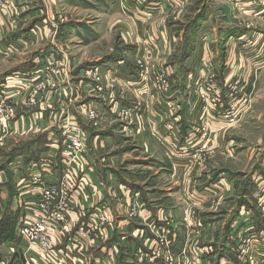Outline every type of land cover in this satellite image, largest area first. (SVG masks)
I'll return each mask as SVG.
<instances>
[{
  "label": "crops",
  "instance_id": "1",
  "mask_svg": "<svg viewBox=\"0 0 264 264\" xmlns=\"http://www.w3.org/2000/svg\"><path fill=\"white\" fill-rule=\"evenodd\" d=\"M88 1L13 0L9 8L0 9V59L9 61L18 57L14 62L17 66L0 78V103L6 102L14 110V117L8 123L0 116V220L5 212L12 213L16 216L17 229L23 218H33V209L39 198L35 183L28 180L39 175L47 181L60 178L64 134L70 126L82 133L87 144L83 158L86 164L77 167L78 189L73 195L74 211L67 216L66 232L55 234L51 251L36 257L38 264H165L166 254L171 256L173 264H239V244L232 231L237 230L235 226H240L241 222L251 219L252 222L243 228L253 226L256 230L252 246L258 264H264V260L259 258L264 259V252L260 253L264 251V234H259L263 225L257 224L260 220L257 199L264 192V132L260 136V147L254 146L250 156L257 161L255 167L257 163L261 166L259 171L256 168L252 171L245 183L249 190L244 194L247 200L242 201L250 205H241V200L236 202L233 223L216 243L213 242L218 235L215 226L199 222L200 218L193 221L195 219L188 213L184 215L190 219L186 222L181 219L180 205L191 212L192 180L187 181V178L184 181L181 174L177 180H172L178 187V199L168 189L159 190L158 198L148 200L138 187L132 184V188L126 181L112 175L109 166L114 165V161L103 156L102 159L94 157L105 151L103 139L110 136L112 127L117 128L114 121L124 120L120 111L128 115L126 123L120 122L124 129L129 120L128 125L132 127L135 123L134 128L139 134H142L139 127H145L147 138H154L157 147L166 151L164 155L168 156L172 144L170 138L175 135L157 122L151 113L153 107L162 109L163 105L155 104L154 83L146 76L140 78L139 59L148 65L150 73L163 70L169 75V101H176L172 102L176 110V116L172 117L176 119L175 128L179 133L175 138L178 144H174L177 145L176 151L180 152L177 154L182 155L185 151L186 155L182 156L185 164H179L187 166L184 172L192 170L187 173L189 178L205 169L210 158L224 163V156L235 157L234 125L217 130L212 124L214 128L211 129L215 131L207 138V150L192 152L193 146L204 141L198 132L196 119L199 103L191 94V84L181 87L179 79L170 71L175 67L170 63L175 43L182 44L185 40L190 44L200 25L210 18L209 10L195 28L191 26L192 33L187 35L182 29L177 31L172 26L179 23L193 0H160L151 17L145 16L147 7L141 6L143 4L125 0ZM211 1H218L222 8L219 15L224 25L219 23L216 24L217 31L214 27L212 29V33L217 32L220 38V46L219 41L207 43L205 36L211 34L203 32L199 38V61L195 62L194 46H183L185 56L180 70L193 73L196 76L194 80L198 77L207 79L212 75L224 91L232 82L239 80V87L244 92L252 91L253 102L262 103L259 109L262 108L263 112H258L256 119L264 124V97L259 92L264 91V17L250 20L235 15L236 12L233 10V13L223 0ZM248 1L251 5V0ZM21 25H28V28L22 30ZM244 43L246 48L241 47ZM28 44L36 55L24 60L31 51L26 50ZM216 55L220 56L215 58ZM208 56L212 57L214 67L202 69L200 62ZM36 59L42 63L41 66H36ZM53 67L59 71L58 75L51 74ZM94 71L99 74V81L92 78ZM95 88L102 90L97 96L91 92ZM31 98L36 100L33 107L29 104ZM222 100L226 104L225 98ZM146 105L151 106L150 113L149 110L146 113ZM254 107L256 109L257 105ZM88 110L95 111V119L87 117ZM78 113L87 119L88 126L78 119ZM252 116L251 113L246 119ZM242 127L248 130V126ZM161 138L164 139L162 142ZM177 138L184 139L185 143L180 145ZM18 139L25 140L17 142ZM11 141L16 144L4 149ZM154 146L151 145L150 151ZM189 154L188 163L186 156ZM178 160L181 161L179 155ZM232 166L239 167L236 164ZM167 167L172 178L175 169L169 164ZM213 168L220 172L212 176L206 172V181L200 184L206 187L214 182L211 185L213 193H220L222 200L232 197L237 175L227 179L222 164L214 162ZM207 195L204 192L195 201L196 204L199 202L198 207L207 202ZM217 196L214 194L210 198ZM224 203L220 202V205ZM133 204L139 208V217H132L129 213ZM256 214H259L258 218ZM102 216L106 218L103 224L99 221ZM89 225L93 227L91 232L86 236L79 234ZM16 247L13 242L0 246L1 264H21L14 257ZM153 250H158L160 255L154 256ZM196 256L199 260L193 261Z\"/></svg>",
  "mask_w": 264,
  "mask_h": 264
},
{
  "label": "rangeland",
  "instance_id": "2",
  "mask_svg": "<svg viewBox=\"0 0 264 264\" xmlns=\"http://www.w3.org/2000/svg\"><path fill=\"white\" fill-rule=\"evenodd\" d=\"M85 1L89 2L88 0H85ZM223 1L228 4L227 6H229L232 9V11L234 10L236 12L235 13L233 11V13H235V15L238 14V15L244 16L245 18L250 19V20L261 19L264 17V0H251V3H250L251 5H249V3L248 4L243 3V4L239 5L240 3L238 0H223ZM201 2H203V3H201ZM216 2L213 3V1H211V0H205V1L193 0L188 5L189 7L187 9V12L182 14L179 23H176L175 26H172V27H175L177 29V31H180V29H182V32L184 34H185V32H187V35H190L192 33L191 32L192 29L190 28V26H192V21L195 19V16L200 14L201 11H202V14H204L206 11L209 10L208 14L210 13V18L208 19L207 22H204L200 25L201 28L199 30H197L195 36L193 37L194 40L189 42L191 44V46H194V48H195V50H194L195 51L194 52L195 59H196L195 62L199 61V54H198L199 44H200L199 38L203 32L211 34V36H205L208 38L207 43H209V44L217 43L220 40V38L217 36V32L212 33L213 27L217 31L216 24L221 23L224 25V21L220 22V15L221 14L219 15V13H221V11H222L221 4L218 3V1H216ZM170 19L173 21L175 20L173 18H170ZM240 23H242V22L240 21ZM196 24H199V21H197ZM27 26L23 27V25H21V29L24 30V29L28 28ZM212 34L214 35V37L212 36ZM215 34H216V36H215ZM220 43L221 42L219 41L218 47L220 46ZM190 44H188V42H185V40L182 42V44H181V42H178L177 44L175 43V50L171 55L172 59L170 61L171 65H175V67H176V70H175V67H172L173 70H170V71H172V73L175 74V76L177 77L176 78L177 80L179 79V82H180L179 85L183 88H186V86H184V84H191L192 85L194 78L196 77L191 72L186 73L185 71L183 72L182 70H180V67L183 66V64L180 61L181 54H183V51H184V50L182 51V47L188 46V45L190 46ZM246 45L247 44L244 43L241 47L246 48ZM30 48H29V44H28V48L26 50H29V51L31 50V51L29 54L25 55L24 60L29 59L30 56H33L35 54V52L32 51L33 49H30ZM218 54H220V48H219ZM219 56L220 55H216L215 58L216 57L218 58ZM16 59H18V57H14L13 59H11L9 61L5 60V58L0 59V78L2 76L5 77L6 76L5 73L10 72L11 69H13L15 66H17V64H14ZM36 60H38V59H36ZM203 62H206V63L209 62L208 66H210L212 68L214 67L213 62H212V57L208 56V57L203 58V60L200 62L201 65ZM147 67H148V65H147ZM148 70L151 71L150 69H148ZM155 78H156V75H154L152 73H149V75H146V79H148V81H151V83H155L154 82ZM162 83H166V85H167L166 90L163 88L159 89L155 85L156 83L153 84L152 89H153V91L157 97L155 104L158 102L159 104L163 105V108L160 109V107H157V108L153 107V111L151 112V109H152L151 106L146 105L145 110H146V113L149 110L148 113L151 112L152 115H154L155 118L157 119V120L156 119L155 120L157 122L162 123L163 126L165 127V129L167 130L166 124L170 121V119L172 122L176 123L175 122L176 119L173 118L171 115H169L170 114L169 112H173L175 114L176 110L174 108H172V110H170L168 108V106H173V104L176 101L175 100L169 101V100H171L170 99L171 94L169 92V86H170L171 80H170L168 74L162 76ZM234 86H235V88H233V92H234L235 101L233 102V104H235V102L239 101V99L242 97V95H246L247 97H249L248 98L249 104H248V106H246V108H244V111L241 114L239 113L238 114L239 116H237L234 113L232 114L233 116H236L239 118V122L234 125V127L236 126L235 128L237 130L235 129L234 133L232 134L233 138H235L233 145L236 148L234 158H226L225 156L224 157L221 156L225 160L224 163H220L221 162L220 159L219 160L216 159L215 161H212V159L210 158L209 160L206 161V166H204L205 169H203L200 172L197 171L196 172L197 176H193V178L191 179V177L189 178V175L187 173L192 172V170L190 172H187V171L184 172L183 169L187 166L184 165L185 167H183L181 164H179L182 162L185 164V162L182 161V159H184L183 155H186V154L184 153L185 152L184 150L182 151V155L177 154L180 152L178 151V149H177V151L175 149L177 147V145H175L174 142L176 144H178V142L175 139L176 136H174V138H172V137L170 138V142H172L171 147L169 146L170 149H168V145L166 144L169 152H167L168 156H165L166 154L164 155V153L166 151L164 152L161 148L157 147V144L154 141V138H152V137L147 138V136L145 135V133H146L145 127L144 128H143V126L139 127L140 128L139 130L142 133V134H139L138 130H136V128H134V127H136V126H134L135 123H133V125H132L133 129L131 126L128 125L130 122V120H129L127 122L126 128L124 129L122 124L126 123L125 121H127V120H125V119L121 120V121H114L113 124H115L117 126V128L112 127L113 130L110 131V133H109L110 136L106 135V138L103 139L105 151L102 153V155L94 156L96 158L99 157V159L100 158L102 159L103 157H105V159H111V161H114V165L112 164L113 162L111 163L113 167L109 166V167H111L109 169H110V172L112 173V175H115L120 180L126 181L127 183H129L131 185L132 188H133L132 184L134 186L138 187L139 191L140 192L142 191L143 194L145 196H147L148 200H150V199L154 200V198H158L157 194L160 192L159 190L162 191V190H168V189H170V192L174 196V198L178 199L179 198L178 187L176 185H173L172 180L173 179L177 180L179 174L182 175L181 178L184 181L187 180V178L189 179L187 181L192 180L193 181L192 184L194 186V189H192V191H190V192H192V194L190 196V200L192 202L191 212L189 213L188 211H186L187 208L185 209L184 205H180L179 211L183 212V214H181L182 215L181 219H182V221L186 222L191 217L195 219L193 221H199L198 218H200L199 222H202V223L207 222V225L212 224L213 226H215V228H217L216 232L218 234V235H215L217 237H214V239H213V242H215V243L219 241V238H220V236H222L223 231L226 230V228L231 226V224L233 223L232 222L233 221V212H234V209L236 207V202L239 200H241V201L247 200L244 198L245 192L249 190L248 188H246V185H245L247 178L250 177V174L252 173V171L255 168L257 171H259L258 169H261V166L258 165V163H257V166L255 167L254 164L257 161H254V159H251L250 156L252 154L251 152L253 151L254 146H257V148H258V145L260 144V138H261L260 136L264 132V124L259 123L256 119L257 113L263 112L262 108L259 109V106L262 103L257 104V101L254 103L253 98H252V97H254V95H252V93H251L252 91L251 92H246V91L244 92V89L242 90L241 87H239L240 86L239 80L236 81ZM190 89H188V90H190ZM259 92L264 97V94H263L264 91H259ZM191 94H192V96H194L193 93H191ZM258 95L259 94L255 95V97ZM195 99L197 100V98H195ZM172 102H174V103H172ZM237 104L240 105L241 103L239 102ZM254 104L257 105L256 109L254 107ZM199 107H200V105L198 106V108ZM253 107H254V110H253ZM73 109L77 110L76 107H73ZM255 112H256V114H254ZM251 113L253 115L252 118L246 119V117L249 116V114H251ZM175 116H176V114H175ZM243 116H245V117H243ZM78 119H80V121L82 123H85L86 126H88L87 124H89V123L87 122V119L85 117H82V115L80 113H78ZM242 126H248V130L244 129V127H242ZM169 132L171 133V131H169ZM177 139H178L180 145H183V143H185L184 139H183V141H182V138H181V140H180V138H177ZM202 139L204 140L203 137H202ZM24 140L25 139H18L17 142L24 141ZM160 140L162 142L164 139L161 138ZM8 143L9 144H7L5 147H3L6 150H8L11 147V145L16 144L14 141H11ZM153 144L155 146H154L153 150H151L152 151L151 152L150 148H151V145H153ZM86 145H85V147H86ZM248 147H250L249 150H248ZM259 147H260V145H259ZM205 149L202 148V144H199V145H195L192 147V152H196L195 150H204L205 151ZM194 154H196V153H194ZM84 155H83V158H84ZM178 155H179L181 161L178 160ZM217 157H218V155H217ZM83 158L81 157V159L78 161V164H77L78 166H81V165L85 166L86 163L84 162ZM186 158H188V163H189L190 162L189 158H191V155L189 154L188 156H186ZM1 162H2V160L0 159V165H1ZM214 162L216 164H220V165L222 164L223 169H224V173H225L224 176L227 179H230V177H233V176L235 177V174L237 175V178H235L236 179L235 185L233 186L234 195L230 198L224 197V199L222 200L220 193H213L214 187L211 185L214 182L211 183V185L209 184L206 187L202 185L203 183L200 184L202 181H206V178L204 177L206 172H208L211 176L220 172V171H216V169L213 168ZM248 163H249V165H248ZM168 164H169V166L171 165L175 169V174H174L175 177L173 176L174 178L173 177L171 178L172 172L170 174H169V172H167V169H170L169 167H167ZM232 164H236L239 167L234 168L232 166ZM105 166L107 167V165H105ZM173 168H171V170ZM232 168L234 170H232ZM201 188H202V190H201ZM206 188H208V190H206ZM134 189H136V188L134 187ZM142 192H141V194H142ZM154 192H156V193H154ZM204 192L206 194H208L207 195L208 197L205 198L207 200V202L206 203L204 202L200 207H198L199 202H197V204H196L195 201L198 198H201L204 195ZM214 194L219 195V197L217 196L215 198H210L211 195H214ZM222 196H223V194H222ZM220 202H222V203L225 202V203L222 206V205H220ZM133 207H137L136 204H133L131 206L130 210ZM210 207H212V209H210ZM213 207H215V209ZM138 210H139V208H138ZM207 212H209V213H207ZM184 213L191 214V217H187V215L185 216ZM199 224H201V223H199ZM212 225L210 227H212ZM208 226H204V227L207 228ZM235 228H237V230H239V232H241L242 230H245V229H243V227H240V226H235ZM237 230L234 229L232 231V233L234 234ZM245 231H247L246 233H248V230H245ZM214 233H215V230H214ZM161 242H162V240H161ZM162 244H163V242H162ZM16 249H18V248L16 247ZM198 257L199 256H196V258L193 261H195L196 259L199 260ZM15 258L17 259L16 262L24 264V259L21 255V253H20V255H17ZM259 258H262V260H264L263 257H261V256H259ZM0 264H1V262H0ZM165 264H166V262H165ZM193 264H195V262H193Z\"/></svg>",
  "mask_w": 264,
  "mask_h": 264
},
{
  "label": "built area",
  "instance_id": "3",
  "mask_svg": "<svg viewBox=\"0 0 264 264\" xmlns=\"http://www.w3.org/2000/svg\"><path fill=\"white\" fill-rule=\"evenodd\" d=\"M129 1L132 4H143L144 14L146 17H151L154 11V8H157L161 1L155 0L151 2L150 0H125ZM239 5L248 4V0H238ZM13 3V0H0V9L9 8ZM237 4V3H236ZM238 7V6H237ZM36 61V66H41L42 63ZM59 65L58 63H54ZM140 68V78H144L146 75H149L146 64L142 60L137 62ZM209 62L202 63V69L207 68ZM59 71L56 67L51 69L52 75H58ZM152 74L156 75L154 83L159 89H167L166 83H162V76L166 75L164 71H152ZM92 78L95 81H99V74L94 71L92 73ZM195 79V78H194ZM235 82H232L227 90L224 91L223 87L217 83L212 75H209L207 79L201 77L196 78L191 85V93L194 94L195 98L200 105L197 111L196 119L198 122V132H201L204 141L202 148H206V141L209 137V134L214 132V127L218 129L230 127L239 122V118L233 116L232 114L242 113L244 108L248 106L249 100L246 95H242L239 101H235L233 88H235ZM101 88L92 89V93L96 96L101 93ZM222 98H225L226 104L223 103ZM241 103L238 105L237 103ZM30 105H35V98L29 99ZM172 110L173 106H168ZM236 111V112H235ZM87 117L91 120L96 118V113L93 110H88ZM125 111H120V116L123 119H127L128 115ZM171 116L174 115L173 112H169ZM0 116L4 118V122L8 123L14 116V110L12 107L8 106L6 102L0 103ZM174 118V117H173ZM176 122V121H175ZM218 123H222V126H218ZM212 124L214 127H212ZM167 131H171L176 137L179 135L178 131L175 130V123L170 121L166 124ZM86 153V147L84 143V138L82 133L79 132L76 128L67 126V131L64 134L63 149L61 154V176L58 180L47 181L42 178V176L30 177L28 181L34 182L37 187L38 201L36 202L33 209V218H23L16 230V234L19 239L18 249L24 259V264H38L36 257L39 254L49 252L52 249L53 239L55 234H64L66 232V221L67 216L74 211L73 207V195L77 192L78 189V178H77V167H79L78 161L83 158V155ZM47 163V160H44ZM208 190V188H206ZM205 190V191H206ZM257 203L260 211V221L263 225V231L260 232V235L264 234V192L257 199ZM132 217H139L140 213L137 207H133L129 211ZM246 219V218H245ZM100 223L103 224L106 221L105 216L100 218ZM252 219L243 221L240 224V227H246L248 223H251ZM86 231H79V234L86 236L89 232L93 230L92 226H88ZM245 229V228H243ZM248 230V233H246ZM239 232L237 230L233 234V238L239 244L238 247V257L239 264H258L252 246L255 240L256 230L252 228L245 229ZM163 242V240H162ZM264 251H260L262 253ZM255 253V254H254ZM152 254L154 256H159L160 253L158 250H153ZM264 254V253H263ZM59 255V252H58ZM166 264H173V260L170 255H165Z\"/></svg>",
  "mask_w": 264,
  "mask_h": 264
},
{
  "label": "trees",
  "instance_id": "4",
  "mask_svg": "<svg viewBox=\"0 0 264 264\" xmlns=\"http://www.w3.org/2000/svg\"><path fill=\"white\" fill-rule=\"evenodd\" d=\"M202 16H203L202 11H201L200 14H198V15L195 16V19L192 21V25H193L194 28L196 27V22L199 21L202 18ZM190 28H191V26H190ZM224 42H225V40H224ZM182 50H184V51H183V54H181L180 61L185 56V49H182ZM247 203L248 202H246V201H242L241 202V205H243V204L248 205ZM256 215H257V218H258L259 217V214H256ZM260 223H261L260 220L257 221V224L258 225H260ZM5 242H13L17 246V248H18L19 239H18V236L16 234V216L13 215L10 212H5L3 214L2 219L0 220V246L3 243H5ZM17 255H20V250L19 249H17V252L15 253L14 256L16 257ZM120 264H125V263H122L121 262Z\"/></svg>",
  "mask_w": 264,
  "mask_h": 264
}]
</instances>
